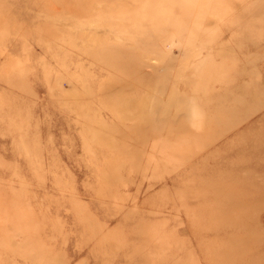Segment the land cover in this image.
Listing matches in <instances>:
<instances>
[{
	"label": "rangeland",
	"instance_id": "374dc122",
	"mask_svg": "<svg viewBox=\"0 0 264 264\" xmlns=\"http://www.w3.org/2000/svg\"><path fill=\"white\" fill-rule=\"evenodd\" d=\"M223 2L0 0V264H264V0Z\"/></svg>",
	"mask_w": 264,
	"mask_h": 264
},
{
	"label": "bare ground",
	"instance_id": "6f19581e",
	"mask_svg": "<svg viewBox=\"0 0 264 264\" xmlns=\"http://www.w3.org/2000/svg\"><path fill=\"white\" fill-rule=\"evenodd\" d=\"M228 2H229V0H228ZM225 3L223 2V0H197L198 14H199V16L202 17L201 19L204 20V23L207 20L208 24H214L216 17L211 16L210 17L211 19L210 18L206 19V15L205 14L207 13V11L208 12L211 11L209 13L217 12L220 7H224L226 5ZM221 18L223 19L224 17L221 15ZM115 24H118V23H111V26H114ZM99 53H100V56L98 58H100L101 60L107 59V56H106L105 52L99 51Z\"/></svg>",
	"mask_w": 264,
	"mask_h": 264
}]
</instances>
